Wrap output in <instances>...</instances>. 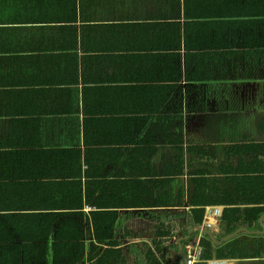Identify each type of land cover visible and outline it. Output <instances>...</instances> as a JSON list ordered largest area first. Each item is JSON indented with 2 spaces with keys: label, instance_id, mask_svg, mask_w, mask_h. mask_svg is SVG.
<instances>
[{
  "label": "crops",
  "instance_id": "1",
  "mask_svg": "<svg viewBox=\"0 0 264 264\" xmlns=\"http://www.w3.org/2000/svg\"><path fill=\"white\" fill-rule=\"evenodd\" d=\"M249 169L264 0H0V264H186L188 244L264 264V212L219 237L224 211L264 207V182L253 204L233 182Z\"/></svg>",
  "mask_w": 264,
  "mask_h": 264
},
{
  "label": "trees",
  "instance_id": "2",
  "mask_svg": "<svg viewBox=\"0 0 264 264\" xmlns=\"http://www.w3.org/2000/svg\"><path fill=\"white\" fill-rule=\"evenodd\" d=\"M254 148H258V147L254 146ZM56 152H57V155L51 156L50 160L53 158L54 163H58V164L62 165L63 172L60 173L59 176L63 179H65L68 175H70L74 178H77L78 173L81 172L79 169V164H80L79 157L74 161V160H72L73 157H71V159L65 157V155H63L64 154L63 151L61 152V151L56 150ZM251 170L252 169H249V171L247 170L246 172H243V173H247V174H243V176H241L240 178H236L235 181H233V182H239L240 186L237 187V190L240 193V195L242 196V199L246 203H248V202L250 204L262 203V202H259V200H257V199H256V202H252V201H255V199H252L250 196H248V193L254 191V186L258 185L259 182H264V177H260L256 174H253L251 172ZM260 172L262 173L263 171H260ZM260 172H258V173H260ZM86 173H89V172H86ZM59 191L60 192L62 191L64 194H69L70 197L74 196V195H71L67 186H65L64 188H59ZM72 191L76 192V194L79 196V198L81 200V188L76 187V188L72 189ZM87 198H88V195H87ZM260 200L264 201V199H260ZM58 206H60V205H58ZM64 206H67V202L64 203ZM79 207H82V200L79 202ZM55 209H57V208H55ZM263 212H264V207H257V208H252V209L247 208L245 210V212H240V210H237V209L236 210L235 209H227L226 211H224V215H223V219H222L223 220L222 228H225V231H222L219 237L221 238V237L225 236L226 234L232 232L237 226H240L243 224H245V226H248L250 228H255V227L260 228L259 218H260L261 214H263ZM225 213L229 217L228 216L226 217ZM197 214H201L203 216V211H198ZM95 223H97V224H95V236H96V238L100 241H106L107 237H109V235L107 233L106 223L103 222V223L98 225V222L96 220H95ZM221 224H222V222H221ZM206 236H208V235H206ZM207 259H211V258H207Z\"/></svg>",
  "mask_w": 264,
  "mask_h": 264
},
{
  "label": "built area",
  "instance_id": "3",
  "mask_svg": "<svg viewBox=\"0 0 264 264\" xmlns=\"http://www.w3.org/2000/svg\"><path fill=\"white\" fill-rule=\"evenodd\" d=\"M208 215L206 216L205 225L207 228L213 229V220L215 224H218L220 219V208H209ZM212 218L210 221L209 219ZM186 264H229L224 259H203L201 248L198 245L188 244L186 246Z\"/></svg>",
  "mask_w": 264,
  "mask_h": 264
},
{
  "label": "water",
  "instance_id": "4",
  "mask_svg": "<svg viewBox=\"0 0 264 264\" xmlns=\"http://www.w3.org/2000/svg\"><path fill=\"white\" fill-rule=\"evenodd\" d=\"M263 227H264V226H263ZM205 232L208 233V235H209V232H208V231L205 230ZM228 237H229V236H228ZM226 239H228V238H225L224 240H226ZM214 243H215V244H218V242H216L215 240H214ZM213 259H217V258H216V251H215V250L213 251ZM182 264H184V263H182Z\"/></svg>",
  "mask_w": 264,
  "mask_h": 264
}]
</instances>
